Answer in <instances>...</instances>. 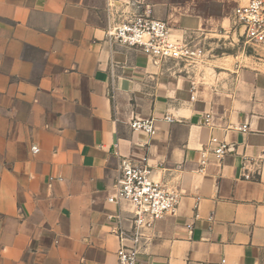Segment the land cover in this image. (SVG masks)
I'll use <instances>...</instances> for the list:
<instances>
[{"label":"crops","instance_id":"crops-1","mask_svg":"<svg viewBox=\"0 0 264 264\" xmlns=\"http://www.w3.org/2000/svg\"><path fill=\"white\" fill-rule=\"evenodd\" d=\"M213 1L215 14L186 0H0V264H117L133 245L131 205L107 202L122 159L177 196L139 230L137 264H264V50L220 52L199 75L104 36L150 10L174 39L235 47ZM133 118L155 133L132 132ZM212 137L231 148L220 161Z\"/></svg>","mask_w":264,"mask_h":264},{"label":"built area","instance_id":"built-area-1","mask_svg":"<svg viewBox=\"0 0 264 264\" xmlns=\"http://www.w3.org/2000/svg\"><path fill=\"white\" fill-rule=\"evenodd\" d=\"M231 18L233 23L231 34H235L236 38L239 36L237 39H241L244 47L264 50V0H245L244 4L233 10ZM104 36L109 42L135 49L160 64L173 61L190 67L192 64L202 62L204 58L202 48L174 39L166 23L151 18L148 10H137L120 22L108 26ZM209 118L206 116L207 121ZM163 120L168 123L174 121L169 116H165ZM155 123L156 120L153 118H133L129 122V127L132 132L151 136L155 133ZM239 130L245 132L247 126H242ZM209 143L212 145L211 152L216 161H220L231 151L230 146L219 142L215 137H212ZM32 152L36 154L38 149L32 147ZM118 171L114 192L107 197V202L124 201L131 205L133 217L130 240L133 245H120L116 252L117 264H137L136 243L139 230L165 214L173 213L177 206V196L162 184L151 180V170L144 160L134 162L122 159ZM118 235L120 241L125 240L124 232Z\"/></svg>","mask_w":264,"mask_h":264},{"label":"rangeland","instance_id":"rangeland-1","mask_svg":"<svg viewBox=\"0 0 264 264\" xmlns=\"http://www.w3.org/2000/svg\"><path fill=\"white\" fill-rule=\"evenodd\" d=\"M176 1H179V2H182L183 0H176ZM224 3L226 4V8L228 9L229 13H231L232 15V12L233 10L238 6V5H241V4H237V0H224ZM244 4V3H242ZM216 8H218L216 6V3L215 1L213 0H186V10L187 11H194V12H199L201 14H215L216 13ZM149 11V14H150V17H152V13ZM154 19V18H153ZM157 20V19H156ZM160 21V20H159ZM231 22H232V18H231ZM232 27H233V23H232ZM232 27L230 28L231 31H232ZM230 31V32H231ZM231 35H234L236 37L235 34H231ZM208 38H211V39H208ZM219 38V37H218ZM239 38V36L237 37ZM223 39H217L216 36H208L207 37V40L205 41L206 44H204V47L205 49H203V51L205 50V58H204V62L205 63H202V62H197L196 64H192L190 66V68H192V70L195 72V73H198L199 75L203 74L205 75L209 73H212L211 71H209L208 69H210L212 67V64L210 61L212 60H215V58L213 57H216L217 55H219L218 53L220 52H223L225 53L224 57L229 54V55H234V54H238V53H241V52H250L252 51L251 48H249L248 46H243V42L241 41V39H239L237 45H235V47H224L222 45V41ZM206 49H210V53L206 55ZM256 49V48H255ZM257 51H260V50H257Z\"/></svg>","mask_w":264,"mask_h":264}]
</instances>
